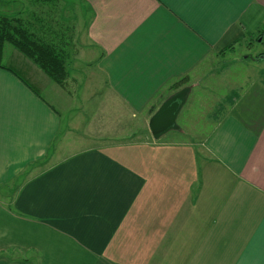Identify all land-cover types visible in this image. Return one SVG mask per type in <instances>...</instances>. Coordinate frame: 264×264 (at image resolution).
Masks as SVG:
<instances>
[{"label":"crops","instance_id":"obj_1","mask_svg":"<svg viewBox=\"0 0 264 264\" xmlns=\"http://www.w3.org/2000/svg\"><path fill=\"white\" fill-rule=\"evenodd\" d=\"M79 1L85 46L73 61L95 63L115 108L146 121L187 82L173 84L264 28V0ZM51 11L40 8L38 35L68 65L72 40ZM3 60L41 97L0 67V264H264V87L198 142L91 148L34 175L75 100L13 46Z\"/></svg>","mask_w":264,"mask_h":264},{"label":"rangeland","instance_id":"obj_2","mask_svg":"<svg viewBox=\"0 0 264 264\" xmlns=\"http://www.w3.org/2000/svg\"><path fill=\"white\" fill-rule=\"evenodd\" d=\"M50 1L47 5L42 0H14L10 9L12 12L5 14L21 17L38 26L40 8L51 13L52 8L53 22L63 26L73 45L68 48L71 60L68 63V85L75 102L62 112L61 133L49 156L33 170L34 175L68 156L91 148L111 150L113 147L156 139L149 129V121L141 116H131L122 108H115L116 97L109 89L104 75L96 69L95 63L73 61L78 60L85 46L82 40L86 30L78 14L81 2L58 0L55 7V1L53 4ZM64 1L72 3L69 9L76 13V18L71 14L68 17L64 15ZM86 15L87 12L85 15L82 13L83 22ZM259 40L252 39L251 44L245 41L232 53L212 58L187 78L186 85L180 89L187 91L186 100L177 117L178 128L171 129L156 141L177 139L198 142L211 132L222 117L233 112L236 104L249 90L264 87V58H261L264 56V43ZM32 79L42 88L35 78ZM11 194L10 198L13 199V192Z\"/></svg>","mask_w":264,"mask_h":264},{"label":"trees","instance_id":"obj_3","mask_svg":"<svg viewBox=\"0 0 264 264\" xmlns=\"http://www.w3.org/2000/svg\"><path fill=\"white\" fill-rule=\"evenodd\" d=\"M264 37V28L259 32L257 39ZM11 45L18 52L37 64L55 83L68 90V65L66 61L67 50L60 48L53 40L41 38L38 35V26L30 24L21 17H10L0 14V67L13 72L34 93L41 97L40 92L30 79L18 69L4 63L5 46ZM233 48L230 46L228 49ZM187 78L173 84L172 87L183 84ZM163 97V96H162ZM161 97V98H162ZM156 105L150 109L154 113ZM43 160L38 162L40 165ZM27 176V175H26Z\"/></svg>","mask_w":264,"mask_h":264},{"label":"water","instance_id":"obj_4","mask_svg":"<svg viewBox=\"0 0 264 264\" xmlns=\"http://www.w3.org/2000/svg\"><path fill=\"white\" fill-rule=\"evenodd\" d=\"M262 59L264 56L261 57ZM186 89L179 90L167 97L149 121L154 138L158 139L171 129L178 128L177 117L186 100Z\"/></svg>","mask_w":264,"mask_h":264}]
</instances>
